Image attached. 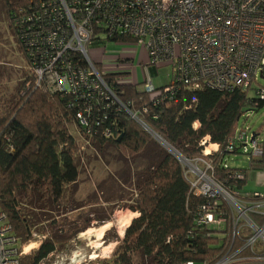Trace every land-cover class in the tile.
<instances>
[{
  "label": "trees",
  "instance_id": "trees-1",
  "mask_svg": "<svg viewBox=\"0 0 264 264\" xmlns=\"http://www.w3.org/2000/svg\"><path fill=\"white\" fill-rule=\"evenodd\" d=\"M55 5V0H5V17L25 74L16 96L0 108V209L22 245L36 232L45 236L20 264H47L50 255L85 230H75L73 222L62 224L51 214L73 201L86 146L99 151L114 146L129 161L150 155L128 206L138 215L118 237L111 257L97 260L99 264H216L235 252L239 259L232 264L261 260L260 242L246 246L254 232L245 225H238L235 232L230 204L198 193L193 186L197 176L183 163L205 165L207 175L238 200L264 201V192L244 190L249 170L264 163L263 125L248 133L243 120L264 106L258 89L251 94L253 87L194 88L173 76L159 88L170 90L152 98L140 83L127 81L130 72H103L95 63L112 93L110 100L103 96L101 102L89 104L77 94L55 91L49 78L37 73L40 67L46 72L60 69L40 40L42 34L64 25L52 9L49 15L48 8L57 9ZM103 32L104 26L94 25L87 49L108 40L130 39L105 38ZM65 58L76 67H89L81 52L70 50ZM252 135L261 154L250 152ZM206 138V144H217L218 149L205 154ZM231 153L248 154L251 167L230 166ZM208 213L214 214L215 222L199 223ZM250 217L264 224V210L253 211Z\"/></svg>",
  "mask_w": 264,
  "mask_h": 264
},
{
  "label": "built area",
  "instance_id": "built-area-1",
  "mask_svg": "<svg viewBox=\"0 0 264 264\" xmlns=\"http://www.w3.org/2000/svg\"><path fill=\"white\" fill-rule=\"evenodd\" d=\"M55 4L57 9L48 8L49 15L52 9L64 25L42 34L40 40L46 51L53 53L54 64H61L60 69L46 72L40 67L37 73L40 78H49L55 91L77 94L88 99L89 104L93 100L101 102L103 96L110 100L109 92L112 94L87 49L94 25L105 27V38L129 37L144 44L147 65L157 67L169 61L174 67L175 81L194 88L206 84L233 91L253 87L258 78L264 79V0H55ZM70 50L81 52L89 67H76L67 61L65 56ZM145 83L152 98L170 90L156 88L150 76ZM257 89L264 97V86ZM243 135L244 132L239 137ZM207 140L202 142L205 154L211 146L206 144ZM249 140L254 154H261L255 136ZM206 175H196V191L230 204L235 213V232L238 225L254 232L246 246L254 247L259 240L264 243V224L259 225L250 217L251 212L264 210V201L238 200ZM212 222V213L199 220L205 225ZM36 243L33 239L22 245L7 214L0 209V264H20L21 257L31 252ZM237 254H227L216 264H232L239 259Z\"/></svg>",
  "mask_w": 264,
  "mask_h": 264
},
{
  "label": "rangeland",
  "instance_id": "rangeland-1",
  "mask_svg": "<svg viewBox=\"0 0 264 264\" xmlns=\"http://www.w3.org/2000/svg\"><path fill=\"white\" fill-rule=\"evenodd\" d=\"M5 9V0H0V108L6 106L8 101L16 96L25 74L22 68L24 62L21 60L13 33L8 27ZM88 49L93 61L100 65L102 71H128L130 72L128 79L134 83H140V89H146L145 80L149 76L156 88L168 84L174 76V67L169 61L157 67L147 65L143 61L146 53L145 46L136 40H108L105 45L89 46ZM124 49H132L130 59L126 62L120 65L101 63L105 56L116 55ZM252 85L250 92L254 94L255 88L264 86V79L260 77ZM243 120L249 127L248 133H253L263 125L260 139L264 141V106ZM70 129L77 135L75 127L70 126ZM209 148L213 150L215 146L211 145ZM249 149L250 152L254 150L251 145ZM84 153L81 175L74 187L73 201L63 207L60 213L55 210L51 215H56L58 221L62 224L67 223V226L73 222L72 226L75 230H85L68 241L65 246L62 245L61 250L50 256L47 264H99L97 260L111 257L118 237L124 236L131 220L138 215L128 206L138 188L139 177L147 171L146 168L150 163L149 153L142 154L132 161L125 158L114 146H105L103 151L86 146ZM183 163L196 175L207 174L205 165L203 166L200 162L184 160ZM227 163L232 167L248 168L249 155L231 153L227 157ZM250 184L248 183L245 187L247 188ZM106 225L108 226L103 228ZM42 239H44L43 234L36 232L34 240L38 244L36 243L31 252L39 247ZM258 242L260 246H264L262 240ZM29 251L28 253H31ZM93 255L95 257H91ZM258 262L263 261L255 260L251 263Z\"/></svg>",
  "mask_w": 264,
  "mask_h": 264
},
{
  "label": "crops",
  "instance_id": "crops-1",
  "mask_svg": "<svg viewBox=\"0 0 264 264\" xmlns=\"http://www.w3.org/2000/svg\"><path fill=\"white\" fill-rule=\"evenodd\" d=\"M130 51H132V49H124L121 52H118V54L113 55V56H105L103 59V61L101 63L104 64H116V65H120L122 62H126L128 59H130V55L132 53H130ZM116 53V52H115ZM106 54V51H105ZM117 56H119L118 58H116ZM145 61V57H143ZM146 62V61H145ZM106 66V65H104ZM211 145L215 146V148H213V150H217L218 149V145L211 143ZM251 167V164L249 162V166ZM248 183H251L250 185H248V187H244V190L248 193L249 192H254V191H261L264 192V163L262 166H256L253 167L252 170H249L248 173ZM263 249V247L261 246V250ZM258 261H263L261 263H251V262H247L245 264H264V258H261V260Z\"/></svg>",
  "mask_w": 264,
  "mask_h": 264
},
{
  "label": "bare ground",
  "instance_id": "bare-ground-1",
  "mask_svg": "<svg viewBox=\"0 0 264 264\" xmlns=\"http://www.w3.org/2000/svg\"><path fill=\"white\" fill-rule=\"evenodd\" d=\"M212 150L210 149V148H207L206 149V153H210ZM132 221V220H131ZM108 225H106V226H103V228H106ZM91 257H95L94 255L93 256H91Z\"/></svg>",
  "mask_w": 264,
  "mask_h": 264
}]
</instances>
